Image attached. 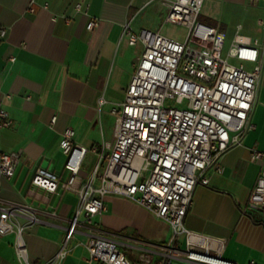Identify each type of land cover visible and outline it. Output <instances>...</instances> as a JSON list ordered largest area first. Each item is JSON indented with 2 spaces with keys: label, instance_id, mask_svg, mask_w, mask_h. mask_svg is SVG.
Masks as SVG:
<instances>
[{
  "label": "crops",
  "instance_id": "1",
  "mask_svg": "<svg viewBox=\"0 0 264 264\" xmlns=\"http://www.w3.org/2000/svg\"><path fill=\"white\" fill-rule=\"evenodd\" d=\"M167 11L162 0H0V107L12 119L10 126L0 127V156L22 152L12 177L0 173V212L2 206L17 204L24 207L16 216L20 223L29 214L37 216L24 232L32 262L43 264L61 248L79 202L62 185L55 192L34 185L33 174L46 165L61 183L68 178L61 146L68 127L75 131V142L89 149L112 141V109L125 100L144 50L141 42L129 43L124 26L130 22L137 32H162ZM91 19L98 24L90 30ZM200 20L225 33L227 49L237 40L256 42L262 74L250 116L253 127L204 171L209 183L197 184L185 225L226 238L225 259L264 264V208L249 203L261 170L251 149L264 150V0H203ZM244 65L252 69L255 63ZM105 203L94 223L115 237L131 259L138 257L137 247L156 248L172 235L166 221L150 225L152 213L126 197L110 195ZM79 219H85L84 212ZM148 226L158 227L162 237L145 238ZM15 241V232L0 234V264H22ZM78 247L87 253L74 255ZM88 255L84 246H75L63 264H86Z\"/></svg>",
  "mask_w": 264,
  "mask_h": 264
},
{
  "label": "built area",
  "instance_id": "2",
  "mask_svg": "<svg viewBox=\"0 0 264 264\" xmlns=\"http://www.w3.org/2000/svg\"><path fill=\"white\" fill-rule=\"evenodd\" d=\"M162 1L168 7L166 22L186 26V37L179 41L125 24L129 43L141 42L144 50L125 100L112 109V141L89 149L75 142V131L68 127L61 140L68 178L61 183L59 174L47 167H38L32 176L38 187L55 192L62 185L79 197L63 245L43 264H63L78 245L88 250L86 264H238L223 257L226 238L188 229L185 217L197 184L209 183L204 171L253 127L250 116L262 74L261 49L256 42L237 40L224 53L225 33L200 20L203 0ZM97 24L91 19L87 28ZM244 62L255 65L248 69ZM0 118V127L12 124L1 107ZM90 152L98 159L86 177L81 170ZM251 155L260 161L261 170L249 203L264 208V150L253 148ZM21 157V151L3 152L0 173L12 177ZM110 195L126 197L166 221L171 237L156 248L137 247L138 257L131 259L115 237L94 223ZM21 211L24 207L17 204L2 206L0 234L15 232L19 261L37 264L30 259L24 232L38 218L29 214L20 223L16 216Z\"/></svg>",
  "mask_w": 264,
  "mask_h": 264
},
{
  "label": "rangeland",
  "instance_id": "3",
  "mask_svg": "<svg viewBox=\"0 0 264 264\" xmlns=\"http://www.w3.org/2000/svg\"><path fill=\"white\" fill-rule=\"evenodd\" d=\"M187 31H188V28L186 26L181 25V24H173L170 22H166L164 24L163 29H162L163 34H165L171 38L177 39L179 41H184L186 34H187ZM228 44H229V41L227 39L225 42L224 53L227 50ZM233 62L238 63V60L234 59ZM96 162H97L96 156L92 153H89L87 158H86L85 165H84L83 169L81 170L82 175H84V176L89 175L92 172V170L94 169ZM158 220H160V219L157 218L154 214L149 215L148 221H149L150 225H153V223H155ZM151 228H152L151 226H148L144 229L143 234H144L145 238L150 239V240H159L162 237V231L160 229H158V227H157V229L155 227L156 230L151 229ZM120 239L121 238H119V240ZM120 248L123 251L125 250L124 247H120ZM82 253L83 254L87 253L83 247H78L74 251V255H79ZM185 264H189V263H185Z\"/></svg>",
  "mask_w": 264,
  "mask_h": 264
},
{
  "label": "water",
  "instance_id": "4",
  "mask_svg": "<svg viewBox=\"0 0 264 264\" xmlns=\"http://www.w3.org/2000/svg\"><path fill=\"white\" fill-rule=\"evenodd\" d=\"M264 54V53H263ZM260 80H261V78H260ZM257 97V96H256ZM44 167H47L46 165H43ZM47 168H49V167H47Z\"/></svg>",
  "mask_w": 264,
  "mask_h": 264
}]
</instances>
